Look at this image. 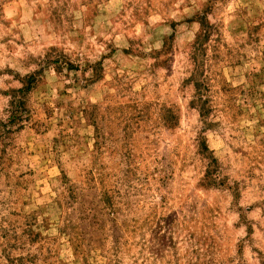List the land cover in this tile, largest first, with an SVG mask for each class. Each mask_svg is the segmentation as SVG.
Wrapping results in <instances>:
<instances>
[{
	"label": "rangeland",
	"instance_id": "1",
	"mask_svg": "<svg viewBox=\"0 0 264 264\" xmlns=\"http://www.w3.org/2000/svg\"><path fill=\"white\" fill-rule=\"evenodd\" d=\"M0 264H264V0H0Z\"/></svg>",
	"mask_w": 264,
	"mask_h": 264
},
{
	"label": "trees",
	"instance_id": "2",
	"mask_svg": "<svg viewBox=\"0 0 264 264\" xmlns=\"http://www.w3.org/2000/svg\"><path fill=\"white\" fill-rule=\"evenodd\" d=\"M32 87V83L30 82V80H28V83L25 84L24 87L20 88V91H24V90H29Z\"/></svg>",
	"mask_w": 264,
	"mask_h": 264
}]
</instances>
